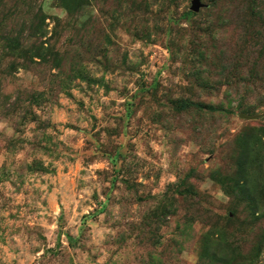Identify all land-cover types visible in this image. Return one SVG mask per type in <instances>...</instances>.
<instances>
[{"label":"rangeland","instance_id":"rangeland-1","mask_svg":"<svg viewBox=\"0 0 264 264\" xmlns=\"http://www.w3.org/2000/svg\"><path fill=\"white\" fill-rule=\"evenodd\" d=\"M224 1L0 0V264H264V0Z\"/></svg>","mask_w":264,"mask_h":264},{"label":"trees","instance_id":"trees-1","mask_svg":"<svg viewBox=\"0 0 264 264\" xmlns=\"http://www.w3.org/2000/svg\"><path fill=\"white\" fill-rule=\"evenodd\" d=\"M237 1L238 0H225L223 3H224V5H227V6L230 5V7H231L232 5L238 3ZM239 2H240L241 5H242L241 2H244V5L249 6L253 10H255V12H257L256 19L258 21H262L260 19L261 18V11L263 9L261 4H257L256 0H239ZM193 14H194V12H192V11L187 12V15H189V16L193 15ZM36 15H40V12H37ZM201 78H202V75H201ZM213 109L214 110H219L220 107L217 106L216 108H213ZM252 204H255V203L253 202ZM258 206L260 207L262 205L259 204ZM255 211H256V209L254 210V212ZM74 239L75 238L73 236L69 235V242L72 243V241ZM218 242H219L218 248H221L222 251L228 250V253H227V255L225 257H221L219 255V253H215V252L209 250L208 245H206V237H205V242H204L205 247L203 248V251H202V258H204V257L207 258V261H208L209 264H212L215 260H217V258L220 259L223 264H241L242 262H244V261L236 260V258L234 257L233 254L237 253L238 250L236 249V247H233V243L232 242L226 243L227 244L226 246L223 245V243H225L223 240H219ZM48 250H53L54 251V249H51V248H48Z\"/></svg>","mask_w":264,"mask_h":264},{"label":"water","instance_id":"water-1","mask_svg":"<svg viewBox=\"0 0 264 264\" xmlns=\"http://www.w3.org/2000/svg\"><path fill=\"white\" fill-rule=\"evenodd\" d=\"M200 5H201L200 0H193L192 5H191V9L194 10V11H196V10L199 9ZM239 115L240 116H244V117H253V116H250V115L245 114L243 112H241Z\"/></svg>","mask_w":264,"mask_h":264}]
</instances>
